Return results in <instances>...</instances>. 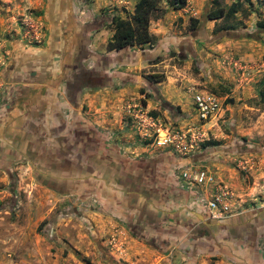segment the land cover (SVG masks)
<instances>
[{"label": "rangeland", "instance_id": "rangeland-1", "mask_svg": "<svg viewBox=\"0 0 264 264\" xmlns=\"http://www.w3.org/2000/svg\"><path fill=\"white\" fill-rule=\"evenodd\" d=\"M73 1L82 21L96 22L108 41L112 14L126 17L137 0ZM233 2L232 15L208 17L211 9ZM47 6L48 0H0V105L13 46L46 41ZM263 20L264 0H187L180 9L160 0L149 24L157 42L123 53L139 61L129 67V88L117 81L108 90L82 91L83 111L99 121L115 149L128 150L131 169L147 179L144 186L167 188L160 208L168 204L170 212L162 223L131 224L127 217L134 218L136 205L118 203L101 171L77 173L63 161L39 163L9 144L0 146V264H264V102L258 100L264 89ZM76 76L87 83L82 69ZM90 81L103 83L99 74ZM196 93L213 94L220 103L209 120L198 119ZM139 112L150 124L136 118ZM159 127L186 133L192 147L185 158L172 146L157 145ZM188 159L205 167L212 184L182 185L180 170ZM220 188L229 210L202 235L194 212L209 219L199 199ZM184 206L188 212L174 222L173 210Z\"/></svg>", "mask_w": 264, "mask_h": 264}, {"label": "crops", "instance_id": "crops-1", "mask_svg": "<svg viewBox=\"0 0 264 264\" xmlns=\"http://www.w3.org/2000/svg\"><path fill=\"white\" fill-rule=\"evenodd\" d=\"M76 8L73 0H48L49 30L45 43L33 47L21 43L13 46L15 56L6 66L7 87L0 105V128L3 129L0 146L9 144L39 163L63 161L77 173L86 172L88 167L95 174L101 171L104 186L115 195L118 203L122 201L128 207L132 203L136 205L134 218L127 217V220L133 224L137 219L136 225L151 228L150 220L155 218L162 223L166 215L163 213L170 212L164 208L168 204L160 208L167 188L158 187L154 182L144 186L147 179L137 172V167L131 169L132 161L126 158L128 150L126 155L124 149H120L122 152L115 149L99 121L83 111V90H108L110 82L117 81L123 88H129V67L139 61L124 57L123 53L129 48L106 50L105 29L96 26V22L82 21ZM99 39L103 43L99 45L98 54L96 43ZM83 52L88 53L81 59ZM81 69L88 75L87 83L76 80ZM98 74L103 83L92 85L90 80ZM114 149L120 152L119 156H115L119 152ZM135 181L137 185L133 184ZM134 197L139 200H132ZM173 211L174 222L178 223L188 209ZM194 213L198 217L197 212ZM197 221L193 225H197L202 235L210 232L212 222L200 218Z\"/></svg>", "mask_w": 264, "mask_h": 264}, {"label": "built area", "instance_id": "built-area-1", "mask_svg": "<svg viewBox=\"0 0 264 264\" xmlns=\"http://www.w3.org/2000/svg\"><path fill=\"white\" fill-rule=\"evenodd\" d=\"M193 105L197 111L199 120H209L215 116L220 108V103L213 94L210 93H196L193 97ZM136 118L140 121L150 124L151 120L144 113H137ZM155 142L159 146L174 147L180 156H185L189 148L192 147V142H187V135L179 129L170 130L168 127H159L154 131ZM192 141V139H191ZM185 158V157H184ZM183 158V159H184ZM184 166L180 170L179 178L183 186H191L192 184L205 185L212 184L213 177L210 176L201 164L193 163L191 160H186ZM227 193L223 189H216L210 199L202 196L199 201L202 209L205 211L209 219H222L225 213L229 210V205L225 201Z\"/></svg>", "mask_w": 264, "mask_h": 264}, {"label": "trees", "instance_id": "trees-1", "mask_svg": "<svg viewBox=\"0 0 264 264\" xmlns=\"http://www.w3.org/2000/svg\"><path fill=\"white\" fill-rule=\"evenodd\" d=\"M160 0H137L133 10L123 17L112 14L109 23L113 26L111 36L107 41V50L121 51L130 47H143L146 44L153 45L157 42L156 36L149 30L150 20L154 11L158 8ZM187 0H167L170 7L180 9L185 6ZM237 10V2L230 5H218L208 12L209 18H220L232 15ZM193 25L197 24L196 18H190ZM264 27V20L260 22ZM259 101L264 102V89L261 90ZM255 101V100H254ZM164 103V102H162ZM178 109V106H176ZM149 141H145V144ZM215 144L216 142H203V146Z\"/></svg>", "mask_w": 264, "mask_h": 264}, {"label": "water", "instance_id": "water-1", "mask_svg": "<svg viewBox=\"0 0 264 264\" xmlns=\"http://www.w3.org/2000/svg\"><path fill=\"white\" fill-rule=\"evenodd\" d=\"M197 215H198V217L201 219V221H204V220L206 221V220H208V219H206V218L204 217L203 214L197 213ZM211 221H213V219H209V222H211ZM220 221H222V220H214V222H216V224H219Z\"/></svg>", "mask_w": 264, "mask_h": 264}, {"label": "flooded vegetation", "instance_id": "flooded-vegetation-1", "mask_svg": "<svg viewBox=\"0 0 264 264\" xmlns=\"http://www.w3.org/2000/svg\"><path fill=\"white\" fill-rule=\"evenodd\" d=\"M209 220V219H208ZM227 228H230L229 226Z\"/></svg>", "mask_w": 264, "mask_h": 264}]
</instances>
